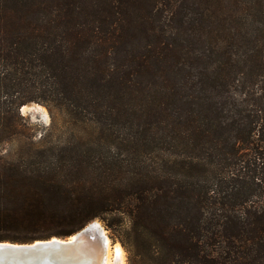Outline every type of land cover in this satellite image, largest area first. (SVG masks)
<instances>
[{"label":"trees","instance_id":"1","mask_svg":"<svg viewBox=\"0 0 264 264\" xmlns=\"http://www.w3.org/2000/svg\"><path fill=\"white\" fill-rule=\"evenodd\" d=\"M30 103L66 133L7 155ZM95 220L128 264H264V0H0V242Z\"/></svg>","mask_w":264,"mask_h":264},{"label":"water","instance_id":"2","mask_svg":"<svg viewBox=\"0 0 264 264\" xmlns=\"http://www.w3.org/2000/svg\"><path fill=\"white\" fill-rule=\"evenodd\" d=\"M108 239L95 220L69 238L0 242V264H105Z\"/></svg>","mask_w":264,"mask_h":264},{"label":"rangeland","instance_id":"3","mask_svg":"<svg viewBox=\"0 0 264 264\" xmlns=\"http://www.w3.org/2000/svg\"><path fill=\"white\" fill-rule=\"evenodd\" d=\"M20 114L22 119L17 118L16 122L22 129L23 135L3 145L2 151L7 155L17 154L18 152H21V150H26L30 147H35L40 144H51V139L49 140L50 134H53V143H58L59 137L63 136V132L66 133L65 130L56 131L52 129L54 117L45 105L40 103H30L21 108ZM42 141L46 142L40 143ZM97 222L104 228L111 244L115 247L119 245L122 248L124 255L123 264H128V253L126 252L125 248L118 240L115 239L112 232L105 227L102 221L97 220ZM115 247H111V251L114 253H112V260L109 264H122L119 256H117V253H115Z\"/></svg>","mask_w":264,"mask_h":264},{"label":"bare ground","instance_id":"4","mask_svg":"<svg viewBox=\"0 0 264 264\" xmlns=\"http://www.w3.org/2000/svg\"><path fill=\"white\" fill-rule=\"evenodd\" d=\"M108 242H109V245H108V249H107V253H106V262H105V264H109L110 262H111V260H112V253H114V252H112L111 251V242H110V239H108ZM116 252L115 253H117V256H119V258H120V260H121V262H122V264H123V262H124V258H123V251H122V248L119 246V245H117L116 247Z\"/></svg>","mask_w":264,"mask_h":264}]
</instances>
